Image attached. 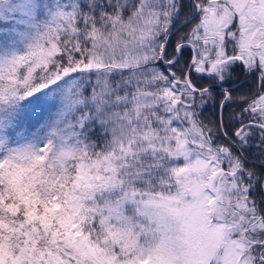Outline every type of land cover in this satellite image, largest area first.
<instances>
[{
	"label": "snow or ice",
	"instance_id": "1",
	"mask_svg": "<svg viewBox=\"0 0 264 264\" xmlns=\"http://www.w3.org/2000/svg\"><path fill=\"white\" fill-rule=\"evenodd\" d=\"M0 264H264V0H0Z\"/></svg>",
	"mask_w": 264,
	"mask_h": 264
}]
</instances>
